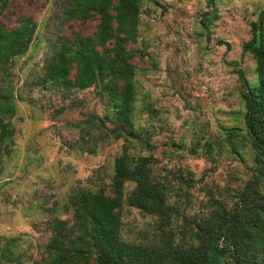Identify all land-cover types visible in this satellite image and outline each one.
I'll list each match as a JSON object with an SVG mask.
<instances>
[{"label": "rangeland", "instance_id": "obj_1", "mask_svg": "<svg viewBox=\"0 0 264 264\" xmlns=\"http://www.w3.org/2000/svg\"><path fill=\"white\" fill-rule=\"evenodd\" d=\"M65 2L6 0L1 13L8 27L29 16L35 29L10 67L13 133L0 143V249L16 258L0 256V264H39L47 224L70 218L76 190L109 192L113 159L123 149L151 156V178L163 184L172 215L161 229L155 215L122 202L121 240L142 245L168 237L182 244L195 221L217 209L239 210L252 179L251 150L240 131L229 137L225 129L244 130L241 77L253 82L255 72L241 46L264 0H140L137 35L126 44L134 53L137 139L97 136L100 130L86 122L103 113L93 87L42 82L57 37L94 30V19L64 18ZM211 9L217 17L203 29L200 16ZM132 186L125 182L124 197ZM255 186L264 196V176Z\"/></svg>", "mask_w": 264, "mask_h": 264}, {"label": "trees", "instance_id": "obj_2", "mask_svg": "<svg viewBox=\"0 0 264 264\" xmlns=\"http://www.w3.org/2000/svg\"><path fill=\"white\" fill-rule=\"evenodd\" d=\"M5 2L0 0V143L13 133L8 119L14 112L10 67L28 48L35 29L29 16L19 17L15 26H6L1 20ZM61 14L94 19V30L59 35L42 82L62 90L93 87L103 113L86 122L100 130L97 136L137 139L134 53L126 44L137 35L140 0H66ZM216 17L211 9L201 14L199 23L208 29ZM249 31L241 51L254 61L255 80L248 82L240 76L244 130L225 129L229 137L239 136L240 131L251 150L252 179L244 189L240 209H217L216 216L195 221L187 229L189 241L182 244L168 237L142 245L121 240L122 202L155 215L161 229L169 225L172 215L163 184L151 178V156H135L123 149L113 159L109 192L101 187L76 190L69 195L70 218H53L47 224L50 234L39 264H264V196L255 186L264 176V7L257 10ZM81 129L89 133L85 127ZM125 182L133 186L124 197ZM0 256L6 261L15 257L6 246L0 249Z\"/></svg>", "mask_w": 264, "mask_h": 264}]
</instances>
